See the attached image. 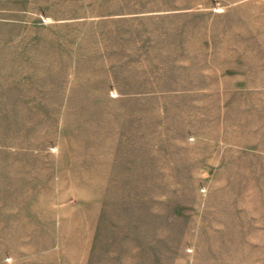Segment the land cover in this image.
<instances>
[{"label": "rangeland", "instance_id": "1", "mask_svg": "<svg viewBox=\"0 0 264 264\" xmlns=\"http://www.w3.org/2000/svg\"><path fill=\"white\" fill-rule=\"evenodd\" d=\"M0 264H264V0H0Z\"/></svg>", "mask_w": 264, "mask_h": 264}]
</instances>
